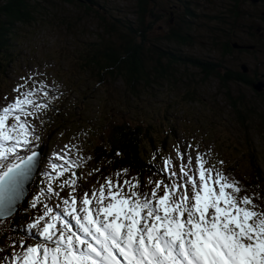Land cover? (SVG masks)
Segmentation results:
<instances>
[{
  "label": "rangeland",
  "instance_id": "374dc122",
  "mask_svg": "<svg viewBox=\"0 0 264 264\" xmlns=\"http://www.w3.org/2000/svg\"><path fill=\"white\" fill-rule=\"evenodd\" d=\"M92 1L114 15L134 17L133 0ZM34 2L37 7L33 17L28 22L13 24V41L7 58L10 61L4 64L0 73V108L7 103L5 97L11 100L17 95L13 89L21 84L27 87L33 80L44 81L51 96L55 97L40 119L29 118L39 130L43 155L35 174L36 188L26 195L28 202L42 186L44 177L41 173L48 170V159L53 157V153L67 151L65 145H76L80 149L79 155L92 157L84 168L77 170L85 177L80 181L83 185L80 194L84 189L92 191L94 187L99 188L103 178L110 176L105 172L108 167L102 168L105 162L94 159V149H106L109 123L149 127L152 146H145L148 160L158 172L153 180L166 178L158 169L163 168L165 157L175 159L178 144L193 158L197 151L205 154L212 165L223 170L234 159L237 178L249 176L247 152L252 149L253 161L259 164L264 177V92L257 93L251 85H240L231 80L219 81L214 75L205 77L189 65H167L164 60L159 62L167 67L168 74L165 78H158L148 70L157 65L155 56L148 53L145 67L151 75L147 84H134L133 92L119 78L105 77L97 82L91 71L80 66L77 53L83 52L88 42L106 41V27L100 23V15L93 11L98 7L85 10L78 0L69 3L63 0ZM230 2L154 0L151 6L153 14L171 12L172 21L158 18L154 22L155 26L147 32V50L148 46L152 47L151 43H157L178 54L221 63L227 69L239 71V65L243 64L247 72L255 71L264 77V19L261 15L264 8L258 3L244 2L250 17L244 12L245 17H239L230 26ZM187 9L192 16L184 14ZM178 29L189 35V44L179 45L164 39L170 30ZM109 36V41L114 38V35ZM228 36L233 43L254 45L255 49L240 54L234 51L230 55L223 54L221 46L229 42ZM232 102L240 108L241 117L245 116V128L239 125L230 105ZM23 154L24 150L21 151ZM71 154L72 158L77 157L75 148ZM93 169L99 171L89 176ZM142 182L144 190L150 191L148 180L144 178ZM68 191L65 189L62 195L66 196ZM29 220L24 222L25 225ZM27 242L33 243V240L30 238ZM8 253L10 264L11 250Z\"/></svg>",
  "mask_w": 264,
  "mask_h": 264
},
{
  "label": "snow or ice",
  "instance_id": "6c2138e0",
  "mask_svg": "<svg viewBox=\"0 0 264 264\" xmlns=\"http://www.w3.org/2000/svg\"><path fill=\"white\" fill-rule=\"evenodd\" d=\"M48 88L42 80L21 84L0 108V251L11 248L10 264H264V194L249 193L205 154L193 158L179 144L175 159L165 157L158 169L166 178L149 177L150 191L125 168L82 195L85 177L77 170L92 157L65 145L41 173L42 186L28 204L36 214L22 228L27 235L6 236L43 155L29 118L50 108L55 97ZM0 264H9V256Z\"/></svg>",
  "mask_w": 264,
  "mask_h": 264
},
{
  "label": "trees",
  "instance_id": "16d2710c",
  "mask_svg": "<svg viewBox=\"0 0 264 264\" xmlns=\"http://www.w3.org/2000/svg\"><path fill=\"white\" fill-rule=\"evenodd\" d=\"M37 0H0V73L3 70L4 64H7L10 59L8 58V50L13 41L11 34L12 27L15 22H28L35 13L37 7ZM69 3L71 0H63ZM73 1V0H72ZM85 10H92L93 6L98 7V10H93L95 14L100 15V23L105 25V37L106 41H100L99 43L88 42L83 48V52H78V60L80 66L93 73V76L97 82L103 81L105 77L112 79H121L128 89L131 90L134 84L143 82L147 84V78L149 75L145 64L148 60L146 53L150 56H155V63L157 65L151 66L148 70L152 72L154 76L158 78H165L168 74L167 67L161 65L160 60L167 61L169 64H184L189 65L192 68L199 70L205 77L214 75L219 81L243 83L249 86L257 81L255 79H248L246 73L241 71H230L225 68L221 63L203 61L198 58L186 56L184 54H178L164 47H160L157 43H151L152 47L146 48V37L148 30L155 26L154 22L158 18H163L166 22H171V12L168 14H153L151 9L154 0H133L134 10L132 14L134 17L128 15H114L109 10L104 9L102 5L92 0H78ZM236 1H233V4ZM153 7V6H152ZM233 15V19L237 20L242 15L238 10V5L233 7V11L230 12ZM186 16H192L190 10H185ZM133 19V20H132ZM108 34V35H107ZM109 34L114 35L112 40H108ZM228 35V34H227ZM189 35L184 33L181 29L170 30L164 39L171 41L179 45L189 44ZM229 38V36H228ZM149 45V44H148ZM229 42H225L221 46V52L224 54L230 53ZM245 46V45H244ZM152 49V50H151ZM151 58V57H149ZM7 59V60H6ZM5 62V63H4ZM234 108L236 118L239 125L245 128L243 120L245 116L241 117L240 108L235 107L234 102L230 103ZM250 113V112H249ZM264 123V117L262 118ZM108 136L106 149L96 147L94 149V159L101 162H105L102 168L108 167L105 171L110 177L115 179L114 173L121 169L129 170V177L140 174L141 179L147 181L149 177H155L158 172L155 171L151 162L148 160L149 156L147 148L151 145V137L149 135V127L140 124H134L132 126L126 123H109L108 124ZM163 144V142L161 143ZM147 148H146V146ZM248 159L250 160L249 176L245 178L242 176L237 178L236 171L233 166L235 160L231 161V165H227L224 171L229 173L236 180L238 179L247 189V191L260 192L264 194V177L262 175L259 164L256 160L253 161L254 154L252 149L247 152ZM36 177H34L29 191L36 187ZM83 186V185H82ZM249 188V190H248ZM29 193V192H28ZM27 193V196H28ZM26 198L19 204L17 213L14 214L12 222L7 226L5 235L12 238H18L19 236H26V232L22 231L21 226L25 225V221L31 216L35 215L34 210L28 209L29 202ZM26 209H28L26 211ZM3 241H0V245ZM11 248H5L0 251V257L9 254Z\"/></svg>",
  "mask_w": 264,
  "mask_h": 264
},
{
  "label": "flooded vegetation",
  "instance_id": "af4514ba",
  "mask_svg": "<svg viewBox=\"0 0 264 264\" xmlns=\"http://www.w3.org/2000/svg\"><path fill=\"white\" fill-rule=\"evenodd\" d=\"M233 1L234 0H231V2H230V0H229V2H230V9H231V11H233V7L235 6V5H238V10H239V12L240 13H242V15L241 16H244V12H246L247 13V11L245 10V8H244V2L246 3L247 1L248 2H251V3H258L262 8H264V0H235L236 2L233 4ZM247 15L250 17V15L247 13ZM261 15H262V18L264 19V12H262L261 13ZM240 16V17H241ZM245 17V16H244ZM233 21H235L234 19H233V15L230 13V21H229V24H230V26H232L233 25ZM260 36H262L261 35V32H260ZM263 37V36H262ZM232 44H236L237 46H242V47H235V46H233ZM229 50H230V53L232 52V51H234V52H236V53H238V54H240V53H244L245 51L246 52H252L255 48H254V45H249V46H251V48H248V46H244V44L243 43H241V44H237V43H233V41H231V37H229ZM230 53H229V55H230ZM239 67H240V65H239ZM229 70L230 71H238V70H235V69H230L229 68ZM239 71H241V69L239 70ZM242 72V71H241ZM242 73H246L247 74V78L248 79H255V80H261L262 82H264V77L262 76V75H259L257 72H255V71H252L251 73H249V72H247V70H246V72H242ZM251 75V76H250ZM238 84H240V85H243V83H238ZM262 92H264V91H262Z\"/></svg>",
  "mask_w": 264,
  "mask_h": 264
},
{
  "label": "water",
  "instance_id": "95a60500",
  "mask_svg": "<svg viewBox=\"0 0 264 264\" xmlns=\"http://www.w3.org/2000/svg\"><path fill=\"white\" fill-rule=\"evenodd\" d=\"M232 45L235 46V47H242V46H237L236 44H232ZM248 48H251V46H248ZM240 69H241L242 72H246V67L243 64L240 65ZM251 88H252L253 91H255L257 93H260V92H262V89H264V82H262L261 80L254 81L251 84ZM42 150H43V145H42ZM36 172H37V170L33 173L32 178L25 184V196L21 200V202L25 199V197H26V195H27V193L29 191V187H30V185H31V183H32V181H33V179L35 177Z\"/></svg>",
  "mask_w": 264,
  "mask_h": 264
}]
</instances>
